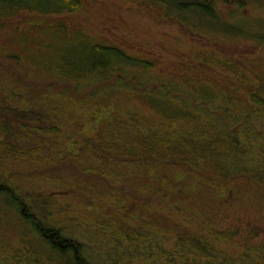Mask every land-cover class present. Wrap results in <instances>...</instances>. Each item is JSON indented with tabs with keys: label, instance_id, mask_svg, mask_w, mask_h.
Listing matches in <instances>:
<instances>
[{
	"label": "trees",
	"instance_id": "obj_1",
	"mask_svg": "<svg viewBox=\"0 0 264 264\" xmlns=\"http://www.w3.org/2000/svg\"><path fill=\"white\" fill-rule=\"evenodd\" d=\"M149 2L190 31L198 27L197 21L221 37L239 40L252 32L241 24L224 23L213 4L204 0ZM81 6V0H0V21L21 12L61 16ZM35 29H53L68 41L54 44L38 33L15 29L2 55L1 64H12L16 77L28 79L33 72L39 78L0 81V213L12 209L23 224L17 232L23 248L15 249L11 257L4 251L0 264H59L57 258L68 255L72 264H85L79 243L38 213L41 204L48 207V200L62 204L66 198L84 199L86 205L97 198L107 204L103 218L94 216L92 222L101 220L99 224L108 229L95 236L115 245L110 248L115 259L135 258L128 254L133 253L152 264H264V241L254 242L261 230L250 225L245 231L218 229L207 214L214 207L224 210L227 201L244 189L264 199V72L248 70L246 60L230 51L225 60L218 57V63L239 78L235 82L210 81L214 71L203 62L189 79H153L151 61L117 46L92 43L55 27ZM254 36L264 46V29ZM250 74L254 84L246 78ZM80 93L86 96L77 102ZM120 94L131 102L141 101L164 120L193 123L192 128L155 132L146 127L140 112L120 104ZM86 105L91 110L92 138L78 133L79 113L86 115ZM108 107L114 112L103 118ZM104 109L92 119L94 110L98 114ZM173 172L176 178L183 177L184 194L180 189L166 194L157 185L164 187L165 178L174 182ZM186 184L199 190L193 195ZM53 188L55 193L47 196ZM167 201L190 214L183 220L161 219L152 211ZM159 210L169 211L163 205ZM47 211L42 209L44 215ZM11 224L10 218L1 217V233L15 230ZM244 232L243 251L233 257L227 250ZM165 245L171 249L165 250ZM44 253L49 255L46 260Z\"/></svg>",
	"mask_w": 264,
	"mask_h": 264
},
{
	"label": "rangeland",
	"instance_id": "obj_2",
	"mask_svg": "<svg viewBox=\"0 0 264 264\" xmlns=\"http://www.w3.org/2000/svg\"><path fill=\"white\" fill-rule=\"evenodd\" d=\"M81 8L73 13H65L61 16H49L40 17L33 14H28L21 12L15 17H11L7 20L0 21V81H10L14 83L19 81L20 83L24 81H32L39 78L38 75L33 74L32 77L28 79H21L14 75L13 65L1 64L2 55L7 51L4 50L7 46H10L9 41L12 38L16 30H28L33 33H38L40 37H44V40L54 42V44H59L63 39H68L60 34L55 33L53 29L47 32L37 31L36 27H42L46 29V26L55 27L60 31H65L69 35H74L77 37L83 36L84 39L91 41L92 43H106L109 45L117 46L128 54L135 57L149 60L153 63L154 71H151L149 75L161 78V79H171L174 81H180L182 79H189L195 76L193 72L194 67L198 68L201 62L211 68L210 72L213 73L210 76V81H223L225 79L235 82L238 77H232L225 70L219 67V58L229 57L231 55L230 51L236 52L238 59L246 60L245 65L247 69L253 71V73H263L264 72V46L258 42L257 33H261L264 29V1L263 0H246L243 6L237 7L238 9H230L221 0L216 1L215 6L218 9L219 15L224 23H234L241 24L244 27H248L251 35L239 38V40L232 37H221L219 33L215 30L203 29L201 24L195 21V24L201 28L195 27L192 31L185 28V26H179L176 21L168 19L165 15V10L153 5L149 0H81ZM248 3V4H247ZM195 20V19H194ZM200 21V20H199ZM255 31V32H254ZM218 45V47H216ZM204 65V66H205ZM8 72L7 76L4 75L2 70ZM27 70V68H26ZM31 73V72H30ZM11 75L10 78L8 75ZM36 76V78H33ZM5 78V79H3ZM252 84L253 76L247 75L246 77ZM43 79V78H42ZM154 79V78H153ZM193 79H196L194 77ZM192 79V80H193ZM257 82V81H256ZM258 83V82H257ZM7 88V85H3ZM184 89V87H182ZM258 86H255L257 89ZM83 95L79 94L77 102L83 98ZM129 96L126 94H120V104L126 103L127 106L137 112H140L147 121L146 127H151L155 132L175 131L180 132L181 129L190 130L193 123H188L183 120H164L163 115L156 113L152 109L145 107L144 103L139 100L132 99L129 100ZM84 101V100H83ZM122 101V102H121ZM83 105V104H82ZM86 115H82L84 111H80V117L82 118V127L79 129L78 133L82 136L92 138L94 136V128L89 119V114L91 110L88 105ZM110 110L106 115H101L103 118L111 117V113L114 112L113 108L108 107ZM128 108H123L125 110ZM120 110V109H118ZM106 111L100 110L97 112L93 111L92 119L100 112ZM79 112V111H78ZM113 114V113H112ZM76 122L75 124H79ZM71 125V121H70ZM153 125V126H151ZM72 126V125H71ZM70 143V141H68ZM156 178V176H155ZM174 182L169 181V179H163L162 184H156L165 191L166 194L171 192H176L177 189L182 190V176H175L173 172ZM167 181L168 183H164ZM178 187H176V186ZM187 189L192 191V193H197L199 190L193 187L192 184H186ZM57 185L55 186V188ZM47 191L46 195L54 194V189ZM235 191V190H234ZM193 193V195H194ZM236 193V191H235ZM177 194V193H176ZM184 194V193H183ZM220 194V193H219ZM231 194H234L232 191ZM236 199H229L228 204L225 205L224 210L214 207V211H207L211 215L215 223H210L212 227L218 229L232 228L240 229L245 231L248 225L251 227H257L261 230L260 236L254 241H264V199H257L249 190L244 189L237 193ZM51 198H54L51 195ZM48 200V199H47ZM59 201V200H58ZM54 200H48V207L45 208L46 204H41V210H38L41 218L45 222L51 223L61 229L64 236L73 237L81 248L79 257H81L85 264H152V261L146 259H139L136 254L128 253L132 256H127L121 259H115L110 250L115 248V245L108 246L104 238L100 236H95L97 233H106L107 228L99 224L101 220L92 222V218L95 216L97 219L100 218L97 215H101L103 218L104 210H108L107 204H101L97 198H94L90 204L86 205V201L81 198L72 201L70 198L63 200L62 204ZM91 200H89L90 202ZM163 205L164 208L169 209L165 212L159 210ZM161 206L154 207L152 212L156 213L161 219L170 217L177 221L183 220L188 217L190 212L185 207H179L170 204L168 201L166 204L163 202ZM209 207V206H208ZM5 208V207H3ZM48 210L45 215L42 209ZM163 209V208H162ZM186 209V212L183 210ZM209 210V209H208ZM218 210V211H217ZM11 212L12 209H4L1 211L0 216L12 221L13 227L9 228L6 234L0 231V255L5 254L7 251L10 255L17 250H21L23 245L19 244L17 232L20 230V223ZM62 216V217H61ZM155 216V214H153ZM0 217V218H1ZM71 218H76L77 220H71ZM216 218V219H215ZM105 222L108 220L103 219ZM102 220V221H103ZM11 224V225H12ZM136 223L135 225H137ZM89 230L91 233H89ZM247 232L242 233L238 238H234L236 243L227 253L239 255L243 251V235ZM3 237V238H1ZM159 240V239H157ZM34 242L39 243L34 239ZM165 250H170V245L164 246ZM39 250V247H37ZM109 252V256L106 253ZM48 254L44 253V260L48 258ZM1 258V257H0ZM109 258V259H108ZM137 258V260H135ZM56 260V259H54ZM59 264H72L73 259L70 255L65 258H57Z\"/></svg>",
	"mask_w": 264,
	"mask_h": 264
},
{
	"label": "flooded vegetation",
	"instance_id": "obj_3",
	"mask_svg": "<svg viewBox=\"0 0 264 264\" xmlns=\"http://www.w3.org/2000/svg\"><path fill=\"white\" fill-rule=\"evenodd\" d=\"M204 1L213 4L214 9L218 12L217 7L215 6L216 1H218V0H204ZM221 1H223L228 8L237 10L238 9L237 7L243 6L244 2L246 0H221ZM252 1H254V0H252Z\"/></svg>",
	"mask_w": 264,
	"mask_h": 264
}]
</instances>
